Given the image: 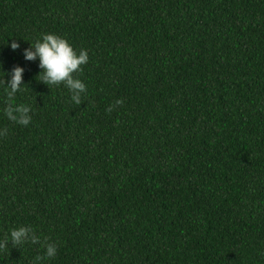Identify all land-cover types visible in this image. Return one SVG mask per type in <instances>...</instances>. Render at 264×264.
<instances>
[{
  "label": "trees",
  "instance_id": "16d2710c",
  "mask_svg": "<svg viewBox=\"0 0 264 264\" xmlns=\"http://www.w3.org/2000/svg\"><path fill=\"white\" fill-rule=\"evenodd\" d=\"M45 34L88 52L79 105L25 59ZM16 66L0 264H264V0H0V82Z\"/></svg>",
  "mask_w": 264,
  "mask_h": 264
},
{
  "label": "clouds",
  "instance_id": "9594fccd",
  "mask_svg": "<svg viewBox=\"0 0 264 264\" xmlns=\"http://www.w3.org/2000/svg\"><path fill=\"white\" fill-rule=\"evenodd\" d=\"M31 45L32 47L25 50L24 56L28 61H35L39 57V67L44 70L38 76L42 79V83L45 85H65L72 93V100L79 105L81 94L85 93L87 89L86 85L74 76V73L83 71L82 65L87 64L89 60L88 52L81 50L77 53L65 38L56 34H45L42 40H37ZM11 48L15 51L20 48V45L13 42ZM24 71V68L16 66L11 73V79H4L0 82L4 86L7 85L5 86L7 89H10L7 93L9 98L22 89ZM117 103L122 104L123 101H117ZM29 111L28 107L20 106L16 108L9 107L6 113L9 119L27 125L30 122ZM13 113H17L18 116ZM10 236L14 247L29 241L33 244L41 243L30 227L13 229ZM5 247L6 242L0 243V249ZM42 247L46 248V254L44 257L38 256L37 260L50 259L56 256L57 246L54 243H49L46 240Z\"/></svg>",
  "mask_w": 264,
  "mask_h": 264
}]
</instances>
